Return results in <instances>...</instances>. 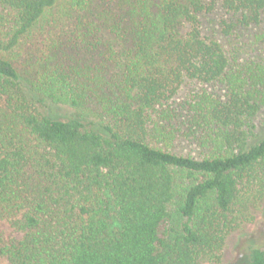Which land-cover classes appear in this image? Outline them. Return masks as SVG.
<instances>
[{
  "label": "trees",
  "instance_id": "1",
  "mask_svg": "<svg viewBox=\"0 0 264 264\" xmlns=\"http://www.w3.org/2000/svg\"><path fill=\"white\" fill-rule=\"evenodd\" d=\"M0 0V216L19 241L0 239L9 264H200L264 200L261 54L238 62L203 32L259 26L264 0ZM74 19L86 38L108 30L121 51L92 63L58 55L24 78L10 55L35 30ZM96 34V35H97ZM109 48V47H108ZM187 82L224 87L194 94L183 131L172 100ZM67 107L74 116H56ZM200 158L170 151L180 135ZM249 264H264L252 247Z\"/></svg>",
  "mask_w": 264,
  "mask_h": 264
},
{
  "label": "rangeland",
  "instance_id": "2",
  "mask_svg": "<svg viewBox=\"0 0 264 264\" xmlns=\"http://www.w3.org/2000/svg\"><path fill=\"white\" fill-rule=\"evenodd\" d=\"M98 4L102 9L113 7L107 0ZM220 13H213L203 18V32L207 36L218 40L230 56H234L238 62L256 59L261 54V47L256 43V35L264 29V20L259 26L239 28L232 32L230 36H223L218 20ZM10 19L8 11L0 8V32L8 28L6 22ZM74 19L66 20L58 26L46 27L35 30L29 37L22 41L17 50L10 55V60L24 78L29 77L43 64H49L51 59L58 55H76L82 60H90L93 64L101 62L108 57L110 50L120 52V41L109 33L108 30L96 33L95 36L86 38L84 31L74 29ZM109 47V48H108ZM49 62V63H47ZM207 92L219 97L225 94L224 87L216 84H200L197 82H187L179 94L172 100L171 108L176 112L178 118L174 121V126L185 130V125L181 124L185 120L184 105L197 93ZM56 116L70 118L73 112L67 107L54 108ZM255 132L260 137L264 134V107L253 120ZM170 151L177 154L189 155L193 158H200L202 149L196 141L189 139L186 135H180L175 139ZM243 218L239 219L228 230L224 243L220 251L212 257H204L200 264H249L248 252L252 247H259L264 250V200L254 202L243 213ZM15 217L0 216V239L6 243L19 241L22 234L17 232L12 222L18 219ZM0 264H9L5 257H0Z\"/></svg>",
  "mask_w": 264,
  "mask_h": 264
}]
</instances>
